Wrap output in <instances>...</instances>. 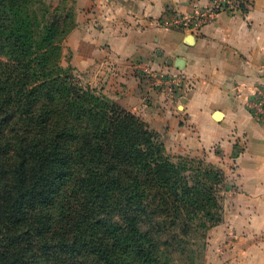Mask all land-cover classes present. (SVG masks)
Returning <instances> with one entry per match:
<instances>
[{
    "label": "trees",
    "instance_id": "16d2710c",
    "mask_svg": "<svg viewBox=\"0 0 264 264\" xmlns=\"http://www.w3.org/2000/svg\"><path fill=\"white\" fill-rule=\"evenodd\" d=\"M74 26L61 5L0 0V264H162L138 225L143 195L155 187L166 207L173 194L217 223L224 173L172 158L140 117L80 84L62 64ZM115 212L121 223L109 221Z\"/></svg>",
    "mask_w": 264,
    "mask_h": 264
},
{
    "label": "crops",
    "instance_id": "0c3cea01",
    "mask_svg": "<svg viewBox=\"0 0 264 264\" xmlns=\"http://www.w3.org/2000/svg\"><path fill=\"white\" fill-rule=\"evenodd\" d=\"M209 2L76 0L65 41L86 82L156 131L172 158L222 170L232 189L211 232L224 241L219 264H264V126L247 108L263 80L264 0H243L247 10L219 13L194 33L170 23ZM145 67L174 78L158 85Z\"/></svg>",
    "mask_w": 264,
    "mask_h": 264
},
{
    "label": "rangeland",
    "instance_id": "374dc122",
    "mask_svg": "<svg viewBox=\"0 0 264 264\" xmlns=\"http://www.w3.org/2000/svg\"><path fill=\"white\" fill-rule=\"evenodd\" d=\"M45 1L54 6L61 5L62 8H67L72 11L73 19L76 24V0ZM65 39L62 42V64L67 66L68 64L71 65V52L66 45ZM7 58L8 53L5 51L1 54L0 60L4 61ZM73 73L80 84L86 86L89 85L91 88L96 89L98 93L104 94L99 86L94 87L86 82L83 75L78 72L77 69L74 68ZM104 95L112 99L106 94ZM226 184V180H224L223 184L219 187L217 186V191L215 192L219 203H222L221 219L217 223H212L204 218L202 214L203 211L201 210L190 211L181 209L180 203L173 194H167L168 197L165 200L168 201L169 206L167 205L166 207L164 201H161L158 196L155 197L154 193L156 188L148 189L147 193H145L142 198V201L146 206L143 207L145 210L143 211V215L138 225L141 230L150 231V235L154 239L153 243L155 245L154 256L158 261L162 262V264H219L217 252H220V247L224 245V241L221 240L219 243L218 240H212L211 232L212 228L220 224L223 219L224 203L228 197L229 190L232 189V187H226ZM157 203H159L160 206H157ZM171 204L173 205L171 206ZM176 205L179 208L180 215L174 219V209ZM56 209L57 205L55 208H52V212L54 213ZM189 212L191 214H197L192 215L189 218ZM149 213H152V215L150 216ZM162 219H166V223H164V225H159L157 222ZM109 221H117L121 223V215L118 212H115L109 217ZM184 226L187 227L186 231H183ZM143 259V256L141 258L134 257L131 264H143ZM42 264L52 263L45 257H42ZM89 264L94 263L93 261H90ZM151 264L155 263L153 262Z\"/></svg>",
    "mask_w": 264,
    "mask_h": 264
},
{
    "label": "built area",
    "instance_id": "2783aa9c",
    "mask_svg": "<svg viewBox=\"0 0 264 264\" xmlns=\"http://www.w3.org/2000/svg\"><path fill=\"white\" fill-rule=\"evenodd\" d=\"M243 0H210V2L193 13H172L170 23L178 28L194 33L198 28L212 20L219 13L234 14L242 12ZM143 73L151 77L156 84L167 82L172 77L169 74H157L150 68H143ZM247 102V108L253 119L264 126V71Z\"/></svg>",
    "mask_w": 264,
    "mask_h": 264
},
{
    "label": "water",
    "instance_id": "95a60500",
    "mask_svg": "<svg viewBox=\"0 0 264 264\" xmlns=\"http://www.w3.org/2000/svg\"><path fill=\"white\" fill-rule=\"evenodd\" d=\"M180 61H181L180 59L175 61L174 64L176 65V67H182V64H180ZM169 63H171V61H169Z\"/></svg>",
    "mask_w": 264,
    "mask_h": 264
}]
</instances>
